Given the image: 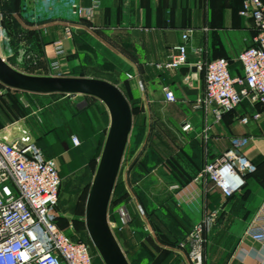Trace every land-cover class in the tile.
I'll list each match as a JSON object with an SVG mask.
<instances>
[{
  "label": "crops",
  "instance_id": "obj_1",
  "mask_svg": "<svg viewBox=\"0 0 264 264\" xmlns=\"http://www.w3.org/2000/svg\"><path fill=\"white\" fill-rule=\"evenodd\" d=\"M72 1L0 0L8 37L7 63L27 75L105 80L138 107L134 121L143 124L146 153L142 164L132 168V191L124 184L130 199L111 213L112 233L128 263L159 264L164 247L160 238L166 242L183 239L190 226L192 229L209 212L217 211L221 217L208 253L202 254V260L198 255L200 261L264 264V245L244 236L264 200V108H251L244 101L215 121L210 111L192 109L195 99L204 93L202 73L182 76L178 70L156 67L170 58L172 48L181 43V34L191 30L187 42L190 68L198 59L206 63L225 58L230 74L240 76L236 58L255 36L252 20L239 15L243 0H74L81 8L98 2L89 16H74ZM66 26L69 36L64 35ZM56 41L64 48L61 56L54 53ZM196 48L201 50L199 54L192 53ZM53 61L59 63L55 71L50 69ZM126 73L142 82V91L136 79H126ZM164 87L174 93V103L164 100ZM251 112H259L260 117L241 124L239 118ZM5 123L0 112V130L6 128ZM205 124L210 126L206 143L200 136ZM17 127L29 132L20 124L10 129L17 132ZM236 137L246 138L240 152L256 170L244 176L238 192L225 198L212 182L196 180V176L204 164L205 149L221 153ZM64 141L61 136L50 143ZM71 145L64 144L60 151L47 149V154L62 158ZM121 207L130 218L126 226L119 224ZM64 226L60 224L63 230ZM188 244L193 261L191 256L198 254L196 244L193 240ZM174 255L170 264H187Z\"/></svg>",
  "mask_w": 264,
  "mask_h": 264
},
{
  "label": "built area",
  "instance_id": "obj_2",
  "mask_svg": "<svg viewBox=\"0 0 264 264\" xmlns=\"http://www.w3.org/2000/svg\"><path fill=\"white\" fill-rule=\"evenodd\" d=\"M98 7L94 1L89 8H81L73 0L71 9L74 16H89ZM239 15L252 20L255 36L251 45L237 56L242 74L232 76L229 61L216 58L206 63L199 59L193 67L202 73L204 93L195 99L192 109L210 111L215 121L225 113L234 111L242 102L251 108H264V1L243 0ZM191 30L181 34V43L172 48L170 58L156 64L161 70L174 71L189 67L187 61V42ZM64 35H70V28H64ZM8 37L2 24L0 12V56L7 63ZM55 55L64 54L60 41L53 44ZM199 48L193 54H199ZM30 57V55H29ZM59 68V63H50L51 71ZM127 80L136 79L137 88L143 90L142 82L136 76L126 73ZM1 89H5L0 86ZM164 100L174 103V93L167 87L162 89ZM259 112L241 116L243 125L257 120ZM188 129V125L183 126ZM210 126L205 124L201 132L204 143L209 139ZM0 130V264H92L89 244L72 239L70 234L60 227L61 212L58 208L61 179L57 165L52 158H46L41 147L35 144L32 136L17 127ZM72 145L79 144L76 136H70ZM245 137H236L231 146L221 153H210L205 149L204 164L196 180L204 179L213 183L225 198L231 197L244 185V176L256 170L254 164L245 159L240 149ZM119 224L126 226L130 221L127 211L121 207L118 211ZM217 211L209 212L202 221L192 227V236L200 239V232L212 226L217 219ZM109 228L110 225L109 224ZM112 226V225H111ZM111 229V228H110ZM244 236L264 245V200ZM92 247V246H91ZM195 264L200 257L192 256Z\"/></svg>",
  "mask_w": 264,
  "mask_h": 264
},
{
  "label": "rangeland",
  "instance_id": "obj_3",
  "mask_svg": "<svg viewBox=\"0 0 264 264\" xmlns=\"http://www.w3.org/2000/svg\"><path fill=\"white\" fill-rule=\"evenodd\" d=\"M134 107L137 111L138 107L136 105ZM0 112L6 120V128L10 129L20 124L29 129L35 144L41 147L46 158H49L47 149L60 151L64 144L71 143L70 136L78 138V145H71L67 154L62 158L54 159L61 179L59 211L62 217L59 223L62 226L65 225L64 232L67 234L88 240L83 224L84 203L109 127V115L105 106L96 99L80 95H68L56 99L45 96L25 98L13 90L1 89ZM134 119L132 121L133 128H131L133 133L131 132V137L125 147L115 181L117 184L115 193L120 190V187L124 188V184L132 191V169L130 167L134 162L136 164L134 163L133 169L140 164L146 153L148 140L146 141L144 136L139 138L140 140L136 139L137 129L139 126L143 127V124L138 125ZM61 136L65 140L63 143H50L54 138L59 139ZM115 196L116 194H112L109 201L107 212L109 224H111V213L114 210L112 206L130 199L128 193L124 198ZM220 217L221 213L209 229L200 232L199 240L191 237V226L184 232L183 239H168L169 241L166 242L165 239L160 238V245L164 247L159 252L157 262L170 264L169 262L175 254L174 256L182 258L187 264H195L196 261L191 260V262L189 258L192 249V246L188 244L190 240L195 241L194 249L198 252L196 255H201L202 260V254H206V251L208 253L210 238ZM93 260L94 264H102L97 254L94 255ZM199 264L207 263L200 261Z\"/></svg>",
  "mask_w": 264,
  "mask_h": 264
},
{
  "label": "water",
  "instance_id": "obj_4",
  "mask_svg": "<svg viewBox=\"0 0 264 264\" xmlns=\"http://www.w3.org/2000/svg\"><path fill=\"white\" fill-rule=\"evenodd\" d=\"M178 71L185 76L195 72V68L181 67ZM0 86L37 95L86 96L105 106L109 127L86 195L83 224L102 264H129L107 221L109 201L132 128L131 108L119 88L97 78L27 75L13 69L1 57Z\"/></svg>",
  "mask_w": 264,
  "mask_h": 264
},
{
  "label": "trees",
  "instance_id": "obj_5",
  "mask_svg": "<svg viewBox=\"0 0 264 264\" xmlns=\"http://www.w3.org/2000/svg\"><path fill=\"white\" fill-rule=\"evenodd\" d=\"M0 12H1V14H2V24H3V26H4V28H5V22H4V20H5V12H3L2 11V7H0ZM6 30V29H5ZM7 61H8V58H7ZM5 90H8V89H5ZM13 91H15V90H13ZM15 92H18V93H20L22 96H24L25 98H31V97H33V98H38V97H43V96H45V97H49V98H58V97H63L62 95H57V94H50V95H37V94H29V93H24V92H19V91H15ZM70 96H72V95H70ZM32 103H33V101H32ZM129 104H131L130 106V108H131V113H132V118H134L135 117V115H136V113H137V111H135V107H134V105H136V104H134V103H131V102H129ZM139 130V134L137 135V140H140L139 138H143V134H144V132H143V127L142 126H140V129H138ZM138 144V143H137ZM135 163V162H134ZM132 164L131 165V167H130V169H132L134 166H135V164ZM120 182H118V184H119ZM121 184V183H120ZM61 187V186H60ZM117 187V184H115V186H114V189H113V193L112 194H116V196L115 197H117V198H124V196L127 194L126 193V190L124 189V188H121L120 187V190L118 191V192H116L115 193V188ZM124 189V190H123ZM233 196V195H232ZM231 196V197H232ZM126 197V196H125ZM59 198H60V190H59ZM59 198H58V208H59ZM230 198V197H229ZM121 203V202H120ZM119 203H117L115 206H117ZM115 206H112V207H114L115 208ZM70 236H71V238L72 239H76V240H81V241H83V242H85V243H87V244H89L90 245V243H89V241L87 240V239H84V240H82V239H80L79 237H74V236H72L71 234H70ZM90 251H91V254H92V264H94V260H93V258H94V255H96V252L93 250V248L90 246Z\"/></svg>",
  "mask_w": 264,
  "mask_h": 264
}]
</instances>
